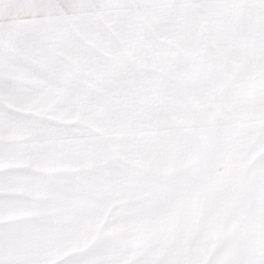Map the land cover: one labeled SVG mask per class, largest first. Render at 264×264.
<instances>
[{
  "label": "snow or ice",
  "instance_id": "1",
  "mask_svg": "<svg viewBox=\"0 0 264 264\" xmlns=\"http://www.w3.org/2000/svg\"><path fill=\"white\" fill-rule=\"evenodd\" d=\"M0 264H264V0H0Z\"/></svg>",
  "mask_w": 264,
  "mask_h": 264
}]
</instances>
